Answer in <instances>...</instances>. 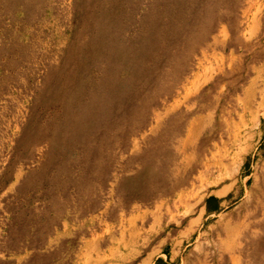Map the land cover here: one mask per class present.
Returning a JSON list of instances; mask_svg holds the SVG:
<instances>
[{
    "label": "rangeland",
    "instance_id": "1",
    "mask_svg": "<svg viewBox=\"0 0 264 264\" xmlns=\"http://www.w3.org/2000/svg\"><path fill=\"white\" fill-rule=\"evenodd\" d=\"M88 239L264 264V0H0V264Z\"/></svg>",
    "mask_w": 264,
    "mask_h": 264
},
{
    "label": "crops",
    "instance_id": "2",
    "mask_svg": "<svg viewBox=\"0 0 264 264\" xmlns=\"http://www.w3.org/2000/svg\"><path fill=\"white\" fill-rule=\"evenodd\" d=\"M130 232L128 235H118L115 237H134L133 239L136 241H146L150 237H144L142 227L138 226L137 223H131L129 225ZM188 229V228H187ZM100 237V236H94ZM101 237H107L106 235H102ZM155 238V237H153ZM161 238V237H160ZM174 240L177 244V250H179V246L184 242H188L192 237H165L168 239ZM138 245L129 244L127 251L119 250V248L114 247L112 245L107 246L105 256L101 259H98L97 256L94 258V255L99 252V244L97 241L86 240L80 249L81 260L79 264H130V261L134 259L136 260L135 264H169L168 261H172V258L176 256L178 251L168 250V248H159L157 249L155 246L148 249L147 245ZM145 255V256H143ZM90 257V258H88Z\"/></svg>",
    "mask_w": 264,
    "mask_h": 264
},
{
    "label": "bare ground",
    "instance_id": "3",
    "mask_svg": "<svg viewBox=\"0 0 264 264\" xmlns=\"http://www.w3.org/2000/svg\"><path fill=\"white\" fill-rule=\"evenodd\" d=\"M229 202V201H228ZM207 203V202H206ZM221 206V205H220ZM159 234H161V233H159Z\"/></svg>",
    "mask_w": 264,
    "mask_h": 264
}]
</instances>
